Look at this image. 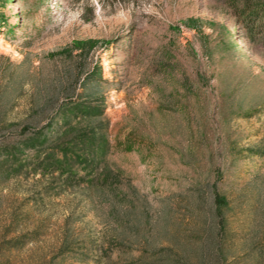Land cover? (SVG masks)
<instances>
[{
	"label": "rangeland",
	"instance_id": "1",
	"mask_svg": "<svg viewBox=\"0 0 264 264\" xmlns=\"http://www.w3.org/2000/svg\"><path fill=\"white\" fill-rule=\"evenodd\" d=\"M96 3L98 15L92 0H0V264H97L112 238L99 172L144 197L152 222L162 199L176 210L216 182L235 243L242 226L258 233L228 264H264V34L224 0ZM81 40L87 55L66 53ZM67 85L79 95L54 128L17 135ZM65 230L83 263L58 255Z\"/></svg>",
	"mask_w": 264,
	"mask_h": 264
},
{
	"label": "trees",
	"instance_id": "2",
	"mask_svg": "<svg viewBox=\"0 0 264 264\" xmlns=\"http://www.w3.org/2000/svg\"><path fill=\"white\" fill-rule=\"evenodd\" d=\"M224 1L243 30L257 36L264 34V0ZM92 49L91 40L74 41L66 53L71 54L72 50H76L82 56ZM91 84L83 85L85 92L89 88L87 85ZM59 93L64 104H57L58 96L43 103L34 101L28 116L19 125L17 135L34 134L40 137L48 129H53L59 120L58 113L66 105L73 107L75 102L72 98L79 95L74 88L70 91L68 85L61 87ZM81 99L84 97L78 100ZM111 178L106 172H99L95 181H89L96 186V190L107 191L111 201L109 215L112 219V238L106 246L101 241L97 247V253L100 254L96 255L100 257L96 258L97 264H228L239 253H248L258 235L251 226H242L239 231L246 234L239 243H235L229 229L231 201L217 190L216 182L198 185L190 196L178 195L181 205L176 210L166 205L168 199H162L156 219L152 222L146 199L137 196L136 190L132 193L120 192L118 183ZM206 192H209V196ZM67 232L64 231L60 240L58 255L70 256L83 263L86 258L79 250L78 239L70 238ZM113 249L120 250L122 256L116 260L110 259L106 252Z\"/></svg>",
	"mask_w": 264,
	"mask_h": 264
},
{
	"label": "clouds",
	"instance_id": "3",
	"mask_svg": "<svg viewBox=\"0 0 264 264\" xmlns=\"http://www.w3.org/2000/svg\"><path fill=\"white\" fill-rule=\"evenodd\" d=\"M92 2H93V4H96V8H95V11H94V15H98L99 12H100V6H99V4L96 3V0H92ZM122 14H123V13H121V15H122ZM60 19H63V17H58V21H59Z\"/></svg>",
	"mask_w": 264,
	"mask_h": 264
}]
</instances>
